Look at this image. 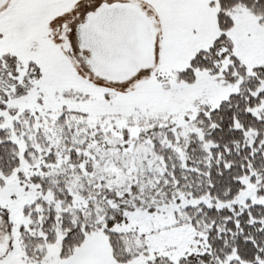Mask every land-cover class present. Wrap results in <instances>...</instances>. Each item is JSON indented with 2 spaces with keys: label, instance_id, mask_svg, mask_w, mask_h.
<instances>
[{
  "label": "snow or ice",
  "instance_id": "1",
  "mask_svg": "<svg viewBox=\"0 0 264 264\" xmlns=\"http://www.w3.org/2000/svg\"><path fill=\"white\" fill-rule=\"evenodd\" d=\"M0 264H264V0H0Z\"/></svg>",
  "mask_w": 264,
  "mask_h": 264
}]
</instances>
